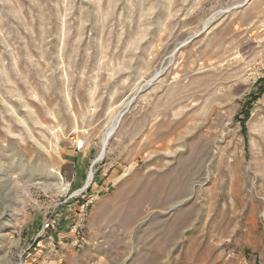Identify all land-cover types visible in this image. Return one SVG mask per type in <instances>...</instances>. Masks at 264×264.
<instances>
[{
  "label": "rangeland",
  "instance_id": "374dc122",
  "mask_svg": "<svg viewBox=\"0 0 264 264\" xmlns=\"http://www.w3.org/2000/svg\"><path fill=\"white\" fill-rule=\"evenodd\" d=\"M0 264H264V0H0Z\"/></svg>",
  "mask_w": 264,
  "mask_h": 264
},
{
  "label": "built area",
  "instance_id": "2783aa9c",
  "mask_svg": "<svg viewBox=\"0 0 264 264\" xmlns=\"http://www.w3.org/2000/svg\"><path fill=\"white\" fill-rule=\"evenodd\" d=\"M84 145H85V142L84 141H81V142L78 143V147L79 148L84 147ZM47 226H49V224H47Z\"/></svg>",
  "mask_w": 264,
  "mask_h": 264
},
{
  "label": "trees",
  "instance_id": "16d2710c",
  "mask_svg": "<svg viewBox=\"0 0 264 264\" xmlns=\"http://www.w3.org/2000/svg\"><path fill=\"white\" fill-rule=\"evenodd\" d=\"M253 98H254V97H253ZM256 98H257V97H256ZM256 98H255V99H256ZM248 116H249V113L246 114V118H247Z\"/></svg>",
  "mask_w": 264,
  "mask_h": 264
},
{
  "label": "bare ground",
  "instance_id": "6f19581e",
  "mask_svg": "<svg viewBox=\"0 0 264 264\" xmlns=\"http://www.w3.org/2000/svg\"><path fill=\"white\" fill-rule=\"evenodd\" d=\"M104 150H105V147H104Z\"/></svg>",
  "mask_w": 264,
  "mask_h": 264
}]
</instances>
